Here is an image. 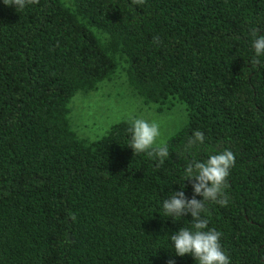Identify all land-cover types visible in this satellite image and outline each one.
<instances>
[{
    "label": "trees",
    "instance_id": "trees-1",
    "mask_svg": "<svg viewBox=\"0 0 264 264\" xmlns=\"http://www.w3.org/2000/svg\"><path fill=\"white\" fill-rule=\"evenodd\" d=\"M253 32L264 34V0L0 2V264H197L170 240L192 216L168 217L162 202L174 191L202 199L184 169L226 149L235 164L217 199L228 202L205 200L201 218L230 264H264V56ZM122 66L143 103L185 112L139 153L130 120L88 140L69 119L72 98ZM195 131L203 143H189Z\"/></svg>",
    "mask_w": 264,
    "mask_h": 264
},
{
    "label": "clouds",
    "instance_id": "clouds-1",
    "mask_svg": "<svg viewBox=\"0 0 264 264\" xmlns=\"http://www.w3.org/2000/svg\"><path fill=\"white\" fill-rule=\"evenodd\" d=\"M8 6H15V9H25L37 0H0ZM251 46L257 57L264 56V34L253 32ZM160 135L159 126L155 122L144 119H135L131 126V140L128 144L136 153L150 149ZM204 142V134L195 131L190 144ZM156 155L161 159L168 157L169 150L166 145L156 150ZM235 164V156L232 151L224 150L210 155L205 161H195L188 164L184 169L185 179L195 178L197 183L193 185L196 194L202 197L197 199H186L183 191L176 192L162 202L164 213L173 219L183 217L186 212L190 213L194 221V227L180 228L170 235L174 252L177 256L183 257L191 254L197 264H230V257L222 249L220 243L221 234L207 227V220L201 218L204 210L205 200L217 201L220 205L227 204L226 198L217 199L223 196V189L226 187V178L230 169ZM207 229V230H205ZM167 264H175L174 259H169Z\"/></svg>",
    "mask_w": 264,
    "mask_h": 264
},
{
    "label": "rangeland",
    "instance_id": "rangeland-1",
    "mask_svg": "<svg viewBox=\"0 0 264 264\" xmlns=\"http://www.w3.org/2000/svg\"><path fill=\"white\" fill-rule=\"evenodd\" d=\"M120 68V67H119ZM123 66L110 80L86 94L77 93L70 102V124L72 129L85 139L101 136L113 122L118 120L144 119L159 126L160 135L155 143L178 130L185 121L184 108L175 104L171 108L158 110L154 104H145L126 84Z\"/></svg>",
    "mask_w": 264,
    "mask_h": 264
}]
</instances>
